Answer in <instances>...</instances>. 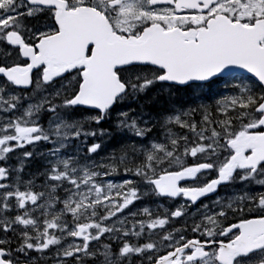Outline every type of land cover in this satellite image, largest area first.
I'll use <instances>...</instances> for the list:
<instances>
[{"label": "snow or ice", "instance_id": "6c2138e0", "mask_svg": "<svg viewBox=\"0 0 264 264\" xmlns=\"http://www.w3.org/2000/svg\"><path fill=\"white\" fill-rule=\"evenodd\" d=\"M0 264H264V0H0Z\"/></svg>", "mask_w": 264, "mask_h": 264}]
</instances>
